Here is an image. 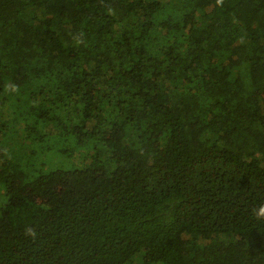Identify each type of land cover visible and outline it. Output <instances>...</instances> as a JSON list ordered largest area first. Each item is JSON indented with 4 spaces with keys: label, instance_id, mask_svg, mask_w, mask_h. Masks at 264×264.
<instances>
[{
    "label": "trees",
    "instance_id": "16d2710c",
    "mask_svg": "<svg viewBox=\"0 0 264 264\" xmlns=\"http://www.w3.org/2000/svg\"><path fill=\"white\" fill-rule=\"evenodd\" d=\"M262 204L264 0H0V264H264Z\"/></svg>",
    "mask_w": 264,
    "mask_h": 264
},
{
    "label": "clouds",
    "instance_id": "9594fccd",
    "mask_svg": "<svg viewBox=\"0 0 264 264\" xmlns=\"http://www.w3.org/2000/svg\"><path fill=\"white\" fill-rule=\"evenodd\" d=\"M223 0H217L218 4H222ZM11 90L12 92H16L18 89L15 85H10L9 88H6L7 90ZM254 215L258 220L264 219V204H262L258 210H254ZM31 231V230H30Z\"/></svg>",
    "mask_w": 264,
    "mask_h": 264
},
{
    "label": "rangeland",
    "instance_id": "374dc122",
    "mask_svg": "<svg viewBox=\"0 0 264 264\" xmlns=\"http://www.w3.org/2000/svg\"><path fill=\"white\" fill-rule=\"evenodd\" d=\"M54 164H57V161H54Z\"/></svg>",
    "mask_w": 264,
    "mask_h": 264
}]
</instances>
